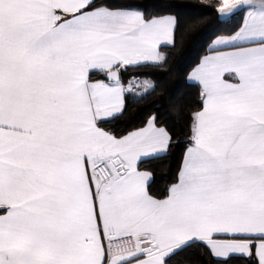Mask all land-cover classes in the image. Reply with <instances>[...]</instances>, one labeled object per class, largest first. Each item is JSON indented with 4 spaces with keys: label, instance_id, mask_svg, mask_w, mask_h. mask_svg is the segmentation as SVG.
<instances>
[{
    "label": "snow or ice",
    "instance_id": "1",
    "mask_svg": "<svg viewBox=\"0 0 264 264\" xmlns=\"http://www.w3.org/2000/svg\"><path fill=\"white\" fill-rule=\"evenodd\" d=\"M212 12L240 22L185 76V103L160 70ZM142 103L143 125L120 127ZM179 146L153 193L144 165ZM193 252L264 264V0H0V264H194Z\"/></svg>",
    "mask_w": 264,
    "mask_h": 264
},
{
    "label": "trees",
    "instance_id": "2",
    "mask_svg": "<svg viewBox=\"0 0 264 264\" xmlns=\"http://www.w3.org/2000/svg\"><path fill=\"white\" fill-rule=\"evenodd\" d=\"M177 11L183 15L195 14L199 12L208 13L206 9H191L182 7ZM210 19L207 24L201 29L200 32L193 35L184 45L182 49L178 48L173 53V58L169 61V66L160 70V75L166 76L168 72H171V79L167 80V86L169 91L176 89H183L187 95L185 97V103H190L195 100L196 89L184 88L185 76L190 73L193 67L198 62L199 58L208 51V45L212 38L218 34L230 33L237 24L240 22V16H234L228 23H220L216 19V13H210ZM154 111V107L147 104L132 105L129 108L123 122L120 127L131 129L134 127H140L143 125L144 120L149 113ZM165 123L170 127L174 121L170 116L165 115ZM177 130L181 129V125H176ZM183 147L179 146L174 148L172 154L164 161H150L144 165L145 168L153 171L155 181L151 185L153 193H160L164 190L166 185L172 181L173 175L179 166L180 158L182 156ZM194 264L197 260L196 254L193 252L189 254Z\"/></svg>",
    "mask_w": 264,
    "mask_h": 264
},
{
    "label": "crops",
    "instance_id": "3",
    "mask_svg": "<svg viewBox=\"0 0 264 264\" xmlns=\"http://www.w3.org/2000/svg\"><path fill=\"white\" fill-rule=\"evenodd\" d=\"M218 35H220V34H218ZM216 36H217V35H216ZM216 36H214V37L212 38V40H213ZM212 40H211V41H212ZM211 41H210V43H211ZM210 43H209V44H210ZM206 54H211V53H210L209 51H207L204 55H206ZM190 72H191V71H190Z\"/></svg>",
    "mask_w": 264,
    "mask_h": 264
}]
</instances>
